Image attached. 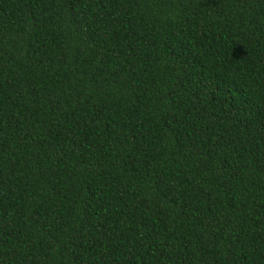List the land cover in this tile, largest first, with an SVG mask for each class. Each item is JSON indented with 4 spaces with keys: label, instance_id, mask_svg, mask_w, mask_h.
<instances>
[{
    "label": "trees",
    "instance_id": "16d2710c",
    "mask_svg": "<svg viewBox=\"0 0 264 264\" xmlns=\"http://www.w3.org/2000/svg\"><path fill=\"white\" fill-rule=\"evenodd\" d=\"M0 264H264V0H0Z\"/></svg>",
    "mask_w": 264,
    "mask_h": 264
}]
</instances>
